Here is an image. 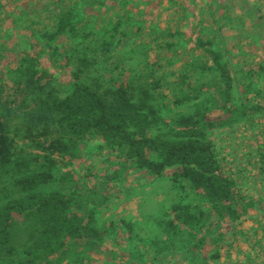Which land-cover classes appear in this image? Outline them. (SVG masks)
I'll use <instances>...</instances> for the list:
<instances>
[{"label": "trees", "instance_id": "obj_1", "mask_svg": "<svg viewBox=\"0 0 264 264\" xmlns=\"http://www.w3.org/2000/svg\"><path fill=\"white\" fill-rule=\"evenodd\" d=\"M78 7L57 15L53 21L56 31L33 32L30 37L34 42L23 46L16 56L19 63L9 73L14 77L11 87L0 82V264H61L66 258L81 264L97 257L93 251L106 232L94 226L99 205L82 206L74 198L72 185L59 187L66 178L61 166H70L79 157V144L87 143L85 135L100 142L95 152H115L135 170L152 175L134 193L138 197L153 195L152 199L137 200L141 203L138 214H128L115 226L129 234L125 244L144 241L154 255L185 254L212 234L207 228L213 214L217 219L229 215L236 220L238 213L233 209L237 206H243L244 214L250 207L254 212H264V195L251 196L253 199L244 204L237 181L222 176L209 135L216 123L208 113L221 108L224 124L235 126L255 122L264 106L243 97L233 101L227 96L224 100L219 89L210 93L205 82L191 84L200 79L195 69L201 68L221 74L229 91V76L225 63L218 62V50L196 37L185 44L182 32L166 31V36L178 39L179 47L211 54L214 65L193 59L186 74L172 84L168 79L174 77V71L169 73L167 68L173 62L165 58L164 64L141 66L142 73L136 76L140 63L133 62L132 56L138 39L124 32L105 33L95 46L98 48H91L89 34L75 25ZM128 20L132 19L126 13L116 14L113 27ZM67 35L78 37L66 39L74 43H69L61 55L63 68L70 69L72 78L69 84L58 87L55 81L43 80L45 75L36 63L41 51L34 57L31 52L35 46L50 50L51 42L47 41ZM118 45H123L128 57L114 59L112 52H120ZM116 71L127 77L116 76ZM132 81H138L139 87L135 88ZM190 86L193 90L186 93L183 87ZM163 88L172 91L171 95ZM13 93L16 99L10 102ZM219 102L221 107H217ZM262 173L260 166L259 176ZM187 184L196 192L192 193ZM160 196L162 201L157 200ZM146 204L153 210L150 214L143 209ZM86 216L88 224L84 225ZM257 216L255 222L260 223L262 215ZM110 221L103 218L100 225ZM133 249L130 258H124L126 264H146L150 253ZM192 255L196 259V254ZM159 262L156 256L151 260V264Z\"/></svg>", "mask_w": 264, "mask_h": 264}, {"label": "rangeland", "instance_id": "obj_2", "mask_svg": "<svg viewBox=\"0 0 264 264\" xmlns=\"http://www.w3.org/2000/svg\"><path fill=\"white\" fill-rule=\"evenodd\" d=\"M56 1L0 0V82L5 86L12 85L14 77L9 73L14 71L16 63H19L16 56L25 44L34 42L30 37L31 34L33 32L39 34L41 30L56 31L53 30L56 25L53 21H57L55 20L58 18L57 15H66L75 5H79L75 25L89 34L93 45L91 48H98L95 46L100 44L102 34L105 33L124 32L138 39L137 51L132 56L133 62L140 63L138 67L140 72L136 76L141 75V66L151 63L164 64L165 58L173 62L172 66L167 68L169 73L174 71V77L168 79L172 84L186 74L185 71L190 67V63H193V59L214 65L211 54H204L199 50L193 53V48L179 47L177 38L166 36V31L182 32V40L185 44H188L192 37H196L202 41H209L218 50L220 55L218 62L225 63L230 81L229 91H227L221 74L212 71L203 72L201 68H198L195 71L201 76L200 79L191 81L193 86L205 82L210 88V93H215L219 89L224 100L227 96L233 101L235 98L243 97L250 100L252 104L264 106V19L262 21L253 20V18L218 20V12L230 6V3L223 4L219 8L214 3L212 9L217 12L213 11L204 15L199 11L208 5L209 0H172L173 2L171 0H61L60 4H55ZM262 1L264 0H246V3H240V1L231 0V5L234 2L235 5L240 3L241 11L249 9L250 12L254 7L255 10L261 9L263 13ZM231 12L233 10L227 11V13ZM121 13H126L132 20L124 22L118 28L113 27L116 14ZM234 13L240 12L234 11ZM246 14L248 16L249 13ZM240 25L247 30L246 35L238 34L231 37L227 34L228 30ZM69 38L78 37L67 35L60 40L53 39L47 41L51 42L50 50H42L35 46V52H31V57H34L37 51H41L36 56V63L45 75L43 80L55 81L58 87L69 84L72 78L70 69L63 68L64 60L61 58L69 43H74L66 41ZM76 40L80 42V39ZM118 46L120 52H112L114 59L128 57V51L123 49V45ZM49 56L53 57L52 62ZM243 58H247V63ZM114 59L110 63H113ZM115 73L118 77L124 75V73L120 75V71ZM124 76L127 77V75ZM137 79L143 82L141 78ZM132 82L135 88L139 87L138 81ZM211 83L215 86H211ZM144 84L149 85L148 82ZM162 90L168 92V96L172 93L169 89ZM183 90L189 93L193 87H183ZM9 97L10 102L16 99L15 93L10 94ZM216 100L221 101L219 98ZM217 107H221L220 102ZM222 111L221 108L208 111L212 115L211 119L216 123L209 133L210 139L216 146L217 159L222 166V176L237 181L238 195H243L242 200L246 204L250 202L248 200L253 199L251 196L264 195V173L261 174L262 177L258 174L260 166L264 168V161L262 162L264 112L258 114L257 120L253 123L243 122L230 126L229 123L224 124L226 117ZM84 137L87 143L79 144V157L70 166L60 165L66 178L64 184L59 187L72 185L74 198L82 206L91 205L96 208L98 204L100 215L94 226L96 225L95 227L99 230H105L106 234L99 237L100 242L93 251L97 257H91L92 259L89 258L81 264H126L127 260L124 258H130V248H137L143 254L150 253L146 264H151L155 256L156 260L160 261L157 264H264V212L258 209L254 212L253 207H250L247 214H244L243 206L234 208L233 212L238 213L236 220L229 215L217 219L213 214L207 228L212 234L206 236L202 244L191 246L185 254L176 251L154 255L153 250L148 248V244L144 241L143 243L132 241L125 244L127 239H130L129 234H125L126 231L120 232L119 227L115 226L128 214H138L141 203L137 200L152 199L153 195L138 197L134 194L140 191L141 186L152 175L135 170L131 164L124 163L115 152H95L94 149L100 142L92 141L88 135ZM15 140L23 145L18 139ZM62 160L67 162V159ZM186 186L192 193L196 192L188 184ZM163 198L160 196L157 200L162 201ZM143 209L147 214L153 211L147 204ZM258 213L262 215L260 223L255 222ZM103 218L113 221L101 226ZM87 222L86 216L84 225H87ZM216 233H220L221 238ZM193 252L196 254V259L193 258ZM68 259H62L61 264H77L73 263L74 260ZM134 262L131 261V264Z\"/></svg>", "mask_w": 264, "mask_h": 264}, {"label": "crops", "instance_id": "obj_3", "mask_svg": "<svg viewBox=\"0 0 264 264\" xmlns=\"http://www.w3.org/2000/svg\"><path fill=\"white\" fill-rule=\"evenodd\" d=\"M234 1L235 2H239L240 1V3L241 2L242 3H246V0H234ZM214 3L217 4V7L218 8L221 7L223 4L230 3V6H228L227 8H223L222 11H219L218 12V18H217L218 20H222V19H225V20H234V19H237V18L238 19L239 18H244V19H247V18H250L251 19V18H253V20L262 21L264 19V12L261 13V9L255 10L254 7L253 8L250 7L252 9L250 12H249V9L241 11L239 9V4L240 3H237L236 4L237 6L234 3L231 5V0H209L208 3H207L208 5L204 9H202L201 11H199V12H201L204 15L210 14V12H213V11L214 12H217L216 10L212 9ZM261 3H264V1H262ZM203 5H204V3H203ZM228 10H233V12L227 13ZM234 11H239L240 13L239 14H236V13H234ZM247 12L249 13L248 16L246 14ZM232 14H234V16H232ZM227 34L229 36H231V37L232 36H235V35H238V34H240V35H246L247 34V30L245 28H242V26L240 25V26H235L234 28H231V30H228L227 31ZM243 60H244L245 63H247V58H243ZM234 62H236V60H234ZM229 63H233V62H229Z\"/></svg>", "mask_w": 264, "mask_h": 264}]
</instances>
